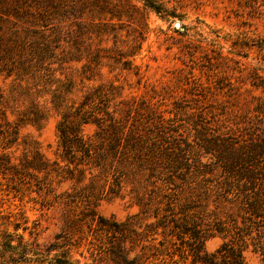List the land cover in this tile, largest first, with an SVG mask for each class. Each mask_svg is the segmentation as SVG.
Returning a JSON list of instances; mask_svg holds the SVG:
<instances>
[{
  "label": "rangeland",
  "instance_id": "obj_1",
  "mask_svg": "<svg viewBox=\"0 0 264 264\" xmlns=\"http://www.w3.org/2000/svg\"><path fill=\"white\" fill-rule=\"evenodd\" d=\"M164 3L156 13L141 0H0V125L19 128L4 152L17 164L25 146L35 147L63 169L41 189L29 175L12 188L0 171V229L18 223L25 239L52 249L44 264L61 249L54 244L70 247L75 264H193L196 248L225 245L245 264H264V212L248 210L242 182L223 188L197 139V131L222 129L242 150L253 129H264V0ZM88 93L84 109L104 123L129 115L138 133L183 158L180 172L165 179L66 167L57 124ZM96 130L82 126L85 138ZM230 260L226 253L219 262Z\"/></svg>",
  "mask_w": 264,
  "mask_h": 264
},
{
  "label": "trees",
  "instance_id": "obj_2",
  "mask_svg": "<svg viewBox=\"0 0 264 264\" xmlns=\"http://www.w3.org/2000/svg\"><path fill=\"white\" fill-rule=\"evenodd\" d=\"M141 1L145 10H152L156 13L166 11L164 0ZM91 97L90 93L85 94L81 104L75 110L69 109L62 112L58 121V150L66 167L72 165L79 174H82L84 169L78 170L79 166L93 163L94 167L99 168L100 171L111 167L122 168V170L137 169L146 172V175L151 177L161 173L166 175L165 179L173 178L175 172H180L183 158L181 159L178 157V153L171 152L165 146L160 147L157 138L151 133L147 135L138 133L135 124L128 125L126 122L129 115L121 119L112 115L109 118V123H104L103 117L99 118L84 109L85 106L91 105ZM91 115L94 116V119H90ZM30 121L36 122L35 119ZM90 122L96 124L97 130L92 138H85L82 126ZM160 122L162 123V119ZM0 126V139L4 143V145H0L3 151L0 154V171L10 174L12 188L23 183L27 175L35 177L39 189L42 188L44 181L46 182L50 175H62L63 169L59 162L49 163L37 148H30L28 145L24 147L23 154L19 158L20 161L13 164L11 162L12 153L8 154L4 151L18 139L19 128L17 125L12 126L10 122H5ZM258 130L254 131L253 129V132L249 133L248 136H252V139L242 147V150L237 146L238 136L228 131L224 132L222 129H217L214 133H206L202 129L200 130L202 133L197 131V139L205 153L216 159V163L223 173V179L227 180L224 182L228 187L223 188L230 190L232 186L237 187V184L239 186V182H242L245 192L250 193V198L247 199L249 201H246L248 210L255 217H262L261 214L264 212V129L261 130V134L258 133ZM29 170L43 173V180ZM67 172L71 174L69 179H73V172L69 169ZM64 178L68 177L64 176ZM68 196L66 197L68 198ZM89 213L87 216L93 218V210H90ZM100 222L105 225L107 221L101 219ZM19 228L20 225L15 223L13 231L7 228L0 229V264H44L48 254L43 252H50L52 249L40 248L35 240L25 239L24 234L18 232ZM53 247L61 249L51 257L52 264H75L71 259L70 247L66 245L64 247L57 245L56 247V244ZM226 253L231 259L229 264H245L242 252L234 245H225L213 253L196 248L192 262L193 264H220L219 260L224 259Z\"/></svg>",
  "mask_w": 264,
  "mask_h": 264
},
{
  "label": "water",
  "instance_id": "obj_3",
  "mask_svg": "<svg viewBox=\"0 0 264 264\" xmlns=\"http://www.w3.org/2000/svg\"><path fill=\"white\" fill-rule=\"evenodd\" d=\"M175 26H176V27H179V23H178V22H176V23H175Z\"/></svg>",
  "mask_w": 264,
  "mask_h": 264
}]
</instances>
